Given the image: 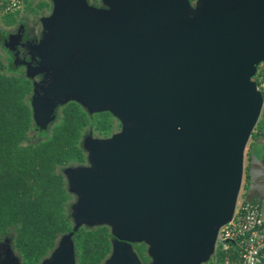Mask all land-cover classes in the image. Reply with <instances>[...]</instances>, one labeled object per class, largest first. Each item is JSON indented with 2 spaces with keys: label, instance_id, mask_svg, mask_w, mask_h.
Masks as SVG:
<instances>
[{
  "label": "water",
  "instance_id": "95a60500",
  "mask_svg": "<svg viewBox=\"0 0 264 264\" xmlns=\"http://www.w3.org/2000/svg\"><path fill=\"white\" fill-rule=\"evenodd\" d=\"M103 3L53 0L43 36L23 50L28 71L48 76L35 85L37 106L50 114L73 98L123 123L85 140L90 166L66 169L79 197L72 229L38 264H76L73 233L85 223L111 228L102 264H142L137 241L148 264H201L233 214L262 110L253 77L264 0ZM12 246L0 243V264H21Z\"/></svg>",
  "mask_w": 264,
  "mask_h": 264
},
{
  "label": "trees",
  "instance_id": "16d2710c",
  "mask_svg": "<svg viewBox=\"0 0 264 264\" xmlns=\"http://www.w3.org/2000/svg\"><path fill=\"white\" fill-rule=\"evenodd\" d=\"M260 74L264 81V69ZM31 88L29 78L6 71L0 55V236L12 233L21 264L40 263L59 235L72 229L68 202L73 193L57 168L85 159L78 141L90 122L83 105L69 100L45 137L25 143L35 126ZM111 237L108 224L80 226L73 233L76 264H102L110 254ZM132 247L142 262L148 259L143 241L132 242Z\"/></svg>",
  "mask_w": 264,
  "mask_h": 264
},
{
  "label": "rangeland",
  "instance_id": "374dc122",
  "mask_svg": "<svg viewBox=\"0 0 264 264\" xmlns=\"http://www.w3.org/2000/svg\"><path fill=\"white\" fill-rule=\"evenodd\" d=\"M87 2L89 5H96V6L104 5L103 0H87ZM191 2H192V7H194L195 0H191ZM40 3H43L42 6L40 5ZM51 7H53V0H29L22 10L12 13V15L0 13V55L3 58L4 62L6 63L7 72L14 73V74H23L25 71L28 72L27 63L24 61L22 62L18 60V56H19L18 51L14 49L13 47H10L9 36H12L13 31L14 33L20 31L19 27L23 26L24 28L23 32L25 33L29 41H33L35 39L36 40L41 39V37L44 34V22H43L42 17L50 13ZM7 24H10V25H7ZM19 48L21 50L22 45H19ZM263 69H264V61H262L257 66V70L253 78H256L258 75H261L260 72ZM36 75H40L42 76V78H45L47 76L44 72L33 71L32 73L30 72L28 77L32 78L33 76H36ZM34 95H35V91L33 95L31 96L32 99L34 98ZM69 99H73V98H69ZM62 106H63V103H61V105L58 107L56 112L53 110L50 113L51 115H49L48 113L49 111L46 110L47 113L46 112L44 113V118H43V116L39 113L40 109L38 110V106L35 107L33 105V111H35L34 113L35 126L33 128L31 127V129L29 130L28 136L24 140V142L26 143L29 141H34V140H38V139L45 137V135L49 133V130L52 127V125L60 119ZM36 112L39 118L38 120L35 118ZM92 112L90 113V122L86 124L85 126H83L82 128V138L80 139V142H79L80 145L86 151V157H87L86 162L82 164L68 163L66 165L58 166L57 169L63 172L65 176H67L66 169L68 168H77L80 166L88 167L91 165L90 160L88 159V152L84 146L85 140L87 139L89 133H91V135L94 137L106 138L120 131L123 126V123L120 120V118L117 115H115L109 109V107H105L101 110H94ZM263 113H264V105L262 107V110L259 116L258 125L261 124ZM84 136L85 138H83ZM246 148H247V144L245 146V149ZM243 173H244V170H243ZM66 178L68 181L67 187L73 193V196L68 202V208H69V212H70L71 219L73 222L72 210H73L74 205L77 203L79 197H78L77 192L71 187V183H70L68 176ZM83 225L92 226L88 223H85ZM60 236L61 234L59 235V237ZM11 237H12L11 232L0 236V243L1 244L5 243V241L10 240ZM147 247H148V243L145 244L146 255H147ZM12 249L14 253L18 254L13 246H12ZM147 257H148L147 259V264H148V262L150 261V257L148 255ZM142 264L144 263L142 262Z\"/></svg>",
  "mask_w": 264,
  "mask_h": 264
},
{
  "label": "built area",
  "instance_id": "2783aa9c",
  "mask_svg": "<svg viewBox=\"0 0 264 264\" xmlns=\"http://www.w3.org/2000/svg\"><path fill=\"white\" fill-rule=\"evenodd\" d=\"M28 1L0 0V13L18 12ZM254 79L263 90L264 105V81L259 75ZM201 264H264V218L259 203L237 198L231 218L217 230L213 252Z\"/></svg>",
  "mask_w": 264,
  "mask_h": 264
},
{
  "label": "crops",
  "instance_id": "0c3cea01",
  "mask_svg": "<svg viewBox=\"0 0 264 264\" xmlns=\"http://www.w3.org/2000/svg\"><path fill=\"white\" fill-rule=\"evenodd\" d=\"M238 198L259 203L264 218V114L261 124L253 129L244 151V173Z\"/></svg>",
  "mask_w": 264,
  "mask_h": 264
},
{
  "label": "flooded vegetation",
  "instance_id": "af4514ba",
  "mask_svg": "<svg viewBox=\"0 0 264 264\" xmlns=\"http://www.w3.org/2000/svg\"><path fill=\"white\" fill-rule=\"evenodd\" d=\"M52 8V7H51ZM41 17V16H40ZM19 29H20V31H18V32H16V33H14V31L11 33L12 34V36H9V38H10V40H9V45H10V47H13L14 49H16L17 51H18V54H19V56H18V60H20V61H22L23 62V59H24V57H22V55H23V50L25 49V50H28V44H30V43H32V42H36L37 40L35 39V40H33V41H29L28 39H27V37H26V35H25V33L23 32V26H20L19 27ZM8 38V39H9ZM26 42H28V43H26ZM27 45H26V44ZM19 45H22V48H21V50H20V48H19ZM30 72L32 73L33 71L32 70H29L28 72H24L23 74H16V75H19V76H25V77H27V78H29L28 76H29V74H30ZM9 73V72H8ZM12 74H14V73H12ZM46 74V73H45ZM47 75V74H46ZM47 78H48V76H46L45 78H42V76H40V75H36V76H33L32 78H29L30 79V82H31V86H32V88H31V92H30V94H29V98H31V96L33 95V93H34V91H35V85L36 84H38V83H41V82H44L45 80H47ZM31 100V102H32V104L36 107L37 105H36V103H35V101H34V98L32 99H30ZM69 100H74V99H68V100H66V101H60V102H58V103H56L55 104V106L52 108L55 112H56V110L58 109V107L61 105V103H63V105L67 102V101H69ZM74 101H76V100H74ZM32 105V106H33ZM84 107V106H83ZM51 108V107H50ZM40 109V111H39V113L43 116V118H44V113L46 112V108L45 107H40V106H38V110ZM84 109H86V111H87V113L89 114V117H90V113L92 112L91 110H89V109H87L86 107H84ZM51 109H49V111H50ZM52 110V111H53ZM51 111V112H52ZM102 111H104V110H102ZM50 112V113H51ZM47 113V112H46ZM93 113V112H92ZM49 115H51V114H49ZM47 116H48V114H47ZM94 137V136H92L91 135V133H89V135H88V137L87 138H89V137ZM82 138V131H81V135H80V138H79V141L78 142H80V139ZM83 138H85V136L83 137ZM80 144V143H79ZM84 149V148H83ZM85 151V150H84ZM86 159H87V157H86V151H85V159L82 161V162H71L72 164H77V163H79V164H82V163H85L86 162ZM63 173V172H62ZM64 174V173H63ZM64 176H65V174H64ZM67 176H65V180H66V186H67V178H66ZM69 189V188H68ZM70 190V189H69ZM71 191V190H70ZM144 264H147V260L145 261V262H143Z\"/></svg>",
  "mask_w": 264,
  "mask_h": 264
}]
</instances>
